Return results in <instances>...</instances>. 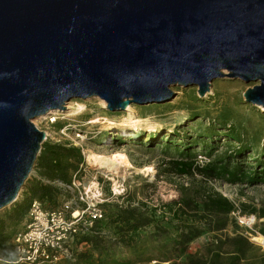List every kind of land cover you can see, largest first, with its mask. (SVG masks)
<instances>
[{
  "label": "water",
  "instance_id": "1",
  "mask_svg": "<svg viewBox=\"0 0 264 264\" xmlns=\"http://www.w3.org/2000/svg\"><path fill=\"white\" fill-rule=\"evenodd\" d=\"M221 77L257 82L243 96L264 110V0H0V211L46 139L34 118L75 98L165 102L173 85L203 96Z\"/></svg>",
  "mask_w": 264,
  "mask_h": 264
},
{
  "label": "rangeland",
  "instance_id": "2",
  "mask_svg": "<svg viewBox=\"0 0 264 264\" xmlns=\"http://www.w3.org/2000/svg\"><path fill=\"white\" fill-rule=\"evenodd\" d=\"M256 83L221 77L210 83L203 96L198 94L196 85H173L170 88L175 94L170 100L131 103L127 105L131 106L129 111L127 107L111 111L97 96L75 98L66 102L63 109H54L47 114L52 116L50 118L55 117L56 122L49 123L50 119H44V115L32 122L50 135L49 140L68 141L81 148L84 168L79 176L85 184L92 180L99 182L107 210L113 204L143 203L156 209V215L161 217L164 214L163 204L177 199L182 187L194 184L192 189H197L198 176L193 178L164 172L169 159L178 158L184 146L191 148L199 165L215 156H222L226 151H234L238 146L245 148L244 152L249 155L247 162L253 167L264 161V110L245 101L243 96L244 91ZM78 105L83 106L82 111L66 115L68 112L75 113ZM94 118L99 120L89 123ZM236 140H239L238 143ZM90 152L115 157L114 164L89 163L86 157ZM117 153L125 154L126 161ZM33 175L34 171L30 178ZM208 185L228 197L242 214L256 216L254 231L238 225L231 217L233 220L222 233H242L254 243L253 257L240 264H264V244L255 240L256 235H264L261 232L264 216L259 215L264 210V184L210 179ZM23 192L24 188L17 200L22 199ZM167 216L169 218H164L162 223L168 227L169 235L154 236L150 229L141 230L138 243L141 252L138 255L120 246L111 253L116 259H125L127 264H170L174 260L156 259L157 255L159 258L169 253L171 237L175 234L174 221L170 220V214ZM213 235V232L206 231L194 239L188 252L204 257L206 245ZM87 247L86 244H77L72 260L54 264H97V253ZM102 264L115 263L109 261Z\"/></svg>",
  "mask_w": 264,
  "mask_h": 264
},
{
  "label": "trees",
  "instance_id": "3",
  "mask_svg": "<svg viewBox=\"0 0 264 264\" xmlns=\"http://www.w3.org/2000/svg\"><path fill=\"white\" fill-rule=\"evenodd\" d=\"M236 141L238 143L239 140ZM182 149L178 158L169 159L164 172L193 178L198 176L197 189H192L194 184L182 187L177 199L163 204L164 214L161 217L156 215V209L143 203L113 204L109 210L106 208L108 205L103 203L104 218L94 221L90 231L77 240L78 244L85 243L88 250L97 253V264L109 261L127 264L125 259H116L111 252L120 246L138 255L141 252L138 246L141 230L150 229L154 236L169 235L168 227L162 223L164 218H169L168 214L170 220L174 221L175 234L171 237L169 253L159 258L157 255L156 259L174 260L170 264H240L253 257L255 245L247 236L242 233H222L233 220L230 213L235 205L228 197L209 186L208 181L216 179L230 183L264 184V161H259L253 167L247 162L249 155L244 152L245 148L238 146L234 151H226L222 156H215L199 165L190 147L184 146ZM81 164H84V157L80 147L68 141L44 140L35 165L37 175L27 180L20 201L16 200L0 211L1 264H26L18 260L12 239L31 200H40L45 208L59 205L61 200H58V195L67 198L70 193L49 181L70 183L73 174L81 172ZM259 215L263 217L264 210ZM206 231L214 233L206 245V255L202 257L188 252L189 244ZM261 232L264 233V229Z\"/></svg>",
  "mask_w": 264,
  "mask_h": 264
},
{
  "label": "built area",
  "instance_id": "4",
  "mask_svg": "<svg viewBox=\"0 0 264 264\" xmlns=\"http://www.w3.org/2000/svg\"><path fill=\"white\" fill-rule=\"evenodd\" d=\"M50 117L44 115V119ZM50 120L48 121L51 124L56 122ZM44 132L48 139L50 135ZM83 168L84 164H81L80 169ZM58 184L71 195L63 197L59 205L53 208H45L40 200L33 198L13 236L12 243L18 260L22 263L54 264L62 260H72L79 236L87 234L94 221L104 218V199L98 181L92 180L85 184L78 172L73 174L70 183L59 181ZM230 217L234 218L238 225L254 231L255 215L242 214L238 207H235ZM82 244L85 243H80Z\"/></svg>",
  "mask_w": 264,
  "mask_h": 264
},
{
  "label": "bare ground",
  "instance_id": "5",
  "mask_svg": "<svg viewBox=\"0 0 264 264\" xmlns=\"http://www.w3.org/2000/svg\"><path fill=\"white\" fill-rule=\"evenodd\" d=\"M104 101V100H103ZM104 103H105V101H104ZM106 107H107V105H106ZM130 107L131 106H128L126 109H127V111H129V109H130ZM82 108H83V106H81V105H78L77 107H76V111H75V113H69L68 112V114H66V115H68V116H70V115H74V114H77V113H79L80 111H82ZM56 113V112H55ZM52 117V116H51ZM51 120H56V118L55 117H53V118H50ZM99 120V118H94V119H91L90 121H89V123H95V122H97ZM118 154V156L120 157V158H122V159H124V161H126V155L125 154H123V153H117ZM86 156H87V154H86ZM113 156H115V155H113ZM87 158V160L89 161V163L91 162V163H94V164H98V163H100V164H103V163H108L109 165L110 164H114V162H113V159L115 158V157H113V158H111V157H108V156H105V155H102V154H96V153H92V152H90L89 154H88V157H86ZM128 161V160H127ZM105 165V164H104ZM104 165H102V166H104ZM101 167V166H100ZM110 167V166H109ZM108 167V168H109ZM111 167H112V165H111ZM110 169V168H109ZM255 240H257V241H261V242H263L264 243V235H260V236H258V237H255Z\"/></svg>",
  "mask_w": 264,
  "mask_h": 264
},
{
  "label": "crops",
  "instance_id": "6",
  "mask_svg": "<svg viewBox=\"0 0 264 264\" xmlns=\"http://www.w3.org/2000/svg\"><path fill=\"white\" fill-rule=\"evenodd\" d=\"M37 174H36V172H35V169H34V175L33 176H36ZM71 179H72V177H71ZM50 183H52V184H55V185H59L58 184V180H54V181H49ZM63 195H58V200H61L63 197H62Z\"/></svg>",
  "mask_w": 264,
  "mask_h": 264
}]
</instances>
